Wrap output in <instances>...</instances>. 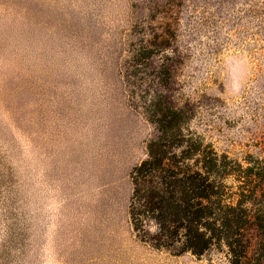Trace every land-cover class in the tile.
Returning <instances> with one entry per match:
<instances>
[{
  "label": "rangeland",
  "instance_id": "1",
  "mask_svg": "<svg viewBox=\"0 0 264 264\" xmlns=\"http://www.w3.org/2000/svg\"><path fill=\"white\" fill-rule=\"evenodd\" d=\"M261 224L264 0H0V264H264Z\"/></svg>",
  "mask_w": 264,
  "mask_h": 264
},
{
  "label": "trees",
  "instance_id": "2",
  "mask_svg": "<svg viewBox=\"0 0 264 264\" xmlns=\"http://www.w3.org/2000/svg\"><path fill=\"white\" fill-rule=\"evenodd\" d=\"M162 167V165L160 164V160H146L144 161L141 165H139L136 169H135V174L137 177H146V176H151L154 175V171L157 168ZM186 175V180L188 182H190V185H192V187H194V198L197 200L195 205L192 204H188V206H184V208L181 209V211L184 213V217H187V215H189L190 213L192 214V217L190 218V221L199 223V219L201 217L202 214V208L205 207L203 206V201L202 200H209L210 195L212 194V191H214L211 182L208 180V176L205 175L203 172L200 171H190L188 173L185 174ZM156 197H158V195H156ZM156 208H158V206H156ZM236 208H238L241 212H239V215H237V221L239 222H244L247 223L246 220V210L244 208H242L241 206H237ZM228 211L234 210L235 207L234 206H229ZM243 212V213H242ZM189 213V214H188ZM224 224H227V221L224 222ZM262 226H264V224H261ZM191 244H197V242H193V240H191ZM192 249L194 251H198V248H193Z\"/></svg>",
  "mask_w": 264,
  "mask_h": 264
}]
</instances>
